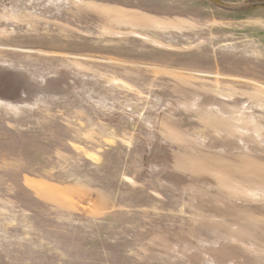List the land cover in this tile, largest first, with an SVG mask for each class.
<instances>
[{
    "label": "rangeland",
    "instance_id": "1",
    "mask_svg": "<svg viewBox=\"0 0 264 264\" xmlns=\"http://www.w3.org/2000/svg\"><path fill=\"white\" fill-rule=\"evenodd\" d=\"M0 264H264V0H0Z\"/></svg>",
    "mask_w": 264,
    "mask_h": 264
}]
</instances>
